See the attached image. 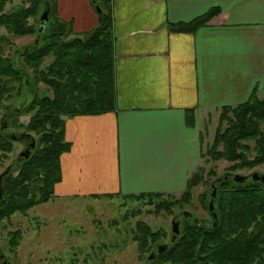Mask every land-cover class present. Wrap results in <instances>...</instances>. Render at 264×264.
<instances>
[{
    "label": "crops",
    "instance_id": "0c3cea01",
    "mask_svg": "<svg viewBox=\"0 0 264 264\" xmlns=\"http://www.w3.org/2000/svg\"><path fill=\"white\" fill-rule=\"evenodd\" d=\"M116 108L65 117L54 200L181 195L202 165L201 119L264 99V0H112ZM216 9L205 24L179 29ZM80 34L93 0H58ZM53 200V199H52Z\"/></svg>",
    "mask_w": 264,
    "mask_h": 264
},
{
    "label": "trees",
    "instance_id": "16d2710c",
    "mask_svg": "<svg viewBox=\"0 0 264 264\" xmlns=\"http://www.w3.org/2000/svg\"><path fill=\"white\" fill-rule=\"evenodd\" d=\"M8 1L0 0V25L6 26L8 33L19 36L32 34L35 30L29 27L28 9L21 5L5 12ZM93 2L101 9L100 24L91 31L83 32L85 38H69L70 33L74 31L73 23L71 20H64L57 12L58 0L51 1L58 21L69 25L70 28L66 29L63 25L54 27L53 36L62 37L63 40L54 42L50 47L41 48L39 45H34V51L26 50L23 53L25 64L21 66H17L4 54L2 43L7 39L0 34V108L5 109L1 120H7V117L15 115L14 110L5 106L3 102L5 99L13 98L12 95L18 89L16 84L23 82V76L29 75L28 70L32 67L38 74L40 73L38 68L42 66L44 59L50 55L55 57L52 71H50L52 76L46 74L47 76L43 79L54 89L55 96L36 95L26 108L30 111L37 109L29 129L42 134L40 140L46 146L35 156L27 159V162L23 164L25 171H21L16 177L12 175L7 177L6 197L0 199L2 207L0 217L2 218L11 216L17 211L24 214L29 208L47 202L55 196L54 186L62 177L61 154L71 146L65 139L63 114L73 117L76 114H97L116 108L112 0H93ZM216 12L217 10L213 9L189 23L181 22L179 29L193 30L207 23ZM45 24L48 25L47 22ZM67 38L69 39L66 40ZM223 111L232 112L237 117V121H232L235 131L231 130L232 127L229 128L230 133L227 132L224 137L228 142L226 141L227 151L222 155L228 160L241 161L235 168L245 166L250 168L264 163V129L261 125V122L264 123V99L252 94L248 101L237 106L224 107ZM255 120H259V124H256ZM2 127L0 126V150L11 151L14 138L3 133ZM57 127H61V133L55 132L54 129ZM243 139L246 140L244 144L241 142ZM253 140H255L253 147L256 156L251 159L253 150L248 143ZM239 148L242 152L238 151ZM27 169H29L28 172ZM230 178L226 177L220 181L223 184V190L220 194L217 192L216 198H219L218 204L221 211H215L219 215V225L206 226L200 219L195 224L186 225L183 234L178 233L169 244L164 245V251L153 257L156 264L167 262L254 264L258 260H264V183L256 180L255 184L240 186L237 183H230V180L227 181ZM200 180L201 176L195 172V175L189 179L182 197L176 199L173 204H181L180 202L184 199L190 198L191 188L195 187ZM34 184H38V187ZM161 194L162 192H148L127 196L159 197ZM112 195L113 193L108 194V196ZM169 205L161 203L158 211L168 208ZM138 225L140 229L136 240L139 241L140 250L144 251L147 239L158 238L160 234L154 233L144 222L140 221ZM20 232L19 229L18 237L11 239L15 250L21 242Z\"/></svg>",
    "mask_w": 264,
    "mask_h": 264
},
{
    "label": "rangeland",
    "instance_id": "374dc122",
    "mask_svg": "<svg viewBox=\"0 0 264 264\" xmlns=\"http://www.w3.org/2000/svg\"><path fill=\"white\" fill-rule=\"evenodd\" d=\"M47 1L9 0L5 7V12H9L16 6H25L29 13L27 17L29 27L35 30L32 34L19 36L11 32L8 33L7 27L0 25V34L7 39L2 43L4 54L17 66L25 64L23 53L26 50H33L34 45H39L41 48L50 47L54 42L63 40L62 37L61 39L53 36L52 29L54 27L63 25L66 26V29L70 28L69 25L58 21L56 13L53 12V4H51L50 15L46 20L48 25H45V32H39ZM82 33L78 34L73 31L69 38H85ZM54 59L53 55L47 56L42 66L38 68V72H40L38 74L34 68H28L29 75H24L23 82L16 84L18 94L16 95L15 92L12 99L4 100L3 104L14 110L13 117L9 116L7 120H1L5 109L0 108L2 132L12 138L16 135L13 139V150H0L2 198L6 197L7 177L9 175L16 177L21 171H25L23 164L27 162V159L35 156L39 150L46 146L40 140L42 134L29 129L37 109L30 111L26 108L36 95L55 96L54 89L43 80L47 75L52 76L50 71H52L51 67L55 62ZM62 116L66 117L64 114ZM232 121L236 122L237 117L232 112H224L223 109L201 119L203 163L195 171L199 173L201 180L191 188L190 198L184 199L180 202L181 204L173 203L176 199L181 198L182 194L170 195L166 193H162L159 197L153 195L123 197L113 193L112 196L100 195L98 199L90 198L88 201L83 198L65 201L52 198L53 200L50 199L29 208L24 214L17 211L11 216L0 217V254L6 255L11 264H156L153 258L150 259L151 254H154V257L157 256L160 247L169 244L176 237H174L173 221L180 223L179 233L181 234H183L185 226L195 224L197 218L206 226L219 225L218 212L216 217L209 208L214 185L217 186V192L220 194L223 190V184L220 181L226 177H231L227 180H230V183L243 186L255 184L256 179H253V174L264 175V163L250 168L246 166L235 168L241 161L228 160L222 155L227 151L228 141L224 138L226 133L231 127V130L235 131ZM258 122L259 120H255L256 124H259ZM261 125L264 129V123L261 122ZM54 130L58 133L62 132L61 127ZM48 131H50V127H48ZM34 140L36 145L33 147L31 143ZM241 142L244 144L246 140L243 139ZM248 144L252 147L253 152L250 158L253 159L256 156L253 147L255 140ZM28 148H30L29 155H22V152H26ZM238 151L242 152L240 148ZM26 171L28 172L29 169ZM237 173L248 176L243 182H239L234 179V175ZM34 186L38 187V184H34ZM218 200L219 198L215 199V210L221 211ZM161 203L170 205L168 208L158 211V206ZM140 221L150 226L154 233L160 234L158 238L147 239L144 251L140 250L139 241L136 240ZM19 229L22 235L21 242L15 250L11 239L14 240L18 237ZM0 264H3L2 258H0ZM166 264L173 263L167 262ZM254 264H264V260H258Z\"/></svg>",
    "mask_w": 264,
    "mask_h": 264
},
{
    "label": "water",
    "instance_id": "95a60500",
    "mask_svg": "<svg viewBox=\"0 0 264 264\" xmlns=\"http://www.w3.org/2000/svg\"><path fill=\"white\" fill-rule=\"evenodd\" d=\"M96 7H97V10L101 11L99 5H97ZM50 9H51V0H48L47 4H46V9H45V11H44V13L42 15V19H41L42 26L40 27V31H43L44 28H45V25H46L45 22L49 18ZM26 135H27V133H26ZM15 137H16V135L14 136V138ZM35 145L36 144H35V140H34L31 143V146L34 147ZM29 153H30V148H28L26 152H22V155L24 154L25 156H28ZM246 178H247V175H241L240 173H237V174L234 175V179L236 181H239V182H243V180H245ZM253 179L254 180L257 179V180H260V181L264 182V175H259L258 173H255V174H253ZM1 180H2V176H0V198L3 197V193H2V190H1L2 189V181ZM211 196H212V198L210 200L209 208H211L212 212H214V216L217 217V213H216L215 208H214L215 199L217 197V186L216 185H214V189H213V192H212ZM195 221H199V219L197 218ZM173 222H174L173 231H174V234H175L174 237H175L180 232V227H179L180 223L176 222V221H173ZM164 249H165V246H161L159 251L162 252ZM153 257H154V254H151L150 259L153 258ZM0 258L3 259V264H11V262L9 261L8 257H6V255L0 254Z\"/></svg>",
    "mask_w": 264,
    "mask_h": 264
},
{
    "label": "flooded vegetation",
    "instance_id": "af4514ba",
    "mask_svg": "<svg viewBox=\"0 0 264 264\" xmlns=\"http://www.w3.org/2000/svg\"><path fill=\"white\" fill-rule=\"evenodd\" d=\"M248 176V175H247ZM249 178V177H248Z\"/></svg>",
    "mask_w": 264,
    "mask_h": 264
}]
</instances>
